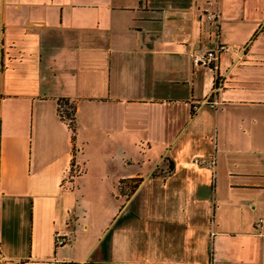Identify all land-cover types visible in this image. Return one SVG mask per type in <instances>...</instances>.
Here are the masks:
<instances>
[{
    "label": "crops",
    "instance_id": "crops-1",
    "mask_svg": "<svg viewBox=\"0 0 264 264\" xmlns=\"http://www.w3.org/2000/svg\"><path fill=\"white\" fill-rule=\"evenodd\" d=\"M0 264H264V0H0Z\"/></svg>",
    "mask_w": 264,
    "mask_h": 264
},
{
    "label": "built area",
    "instance_id": "built-area-1",
    "mask_svg": "<svg viewBox=\"0 0 264 264\" xmlns=\"http://www.w3.org/2000/svg\"><path fill=\"white\" fill-rule=\"evenodd\" d=\"M216 17L217 15L212 13H208L205 15V18L211 21H215ZM229 49L230 47L227 46V44L218 42L212 49L209 48V49L197 50L196 52H193L191 54V58H190L191 65H193L194 67L202 66V67H211V69L216 68L218 58L220 57V55L223 52L226 51L228 52ZM207 102L209 101L205 99L201 102V104H205ZM198 106H200V103L195 104V106H192L193 110L197 109ZM57 111L62 115L64 114L63 109L59 104L57 105ZM71 167H69L68 172H72ZM261 221L262 220H258L254 224L255 231L259 228ZM53 241L55 246L58 245L61 246L65 243V240L61 238L60 235L57 233L53 234Z\"/></svg>",
    "mask_w": 264,
    "mask_h": 264
},
{
    "label": "trees",
    "instance_id": "trees-1",
    "mask_svg": "<svg viewBox=\"0 0 264 264\" xmlns=\"http://www.w3.org/2000/svg\"><path fill=\"white\" fill-rule=\"evenodd\" d=\"M61 105L62 109H63V112L64 114H60L58 113V115L60 116V119H62L66 124L67 126L69 127V129L71 130V132L74 131V126H73V119H74V116H73V106L70 105L69 103H67V101H65L64 99H60L59 102H57V105ZM58 112V111H57ZM73 174V173H71Z\"/></svg>",
    "mask_w": 264,
    "mask_h": 264
},
{
    "label": "rangeland",
    "instance_id": "rangeland-1",
    "mask_svg": "<svg viewBox=\"0 0 264 264\" xmlns=\"http://www.w3.org/2000/svg\"><path fill=\"white\" fill-rule=\"evenodd\" d=\"M158 151L159 149H153L149 153H147V157H146L147 159H145L146 160L145 165H148L150 162H154L155 160H157L154 158L157 157Z\"/></svg>",
    "mask_w": 264,
    "mask_h": 264
}]
</instances>
